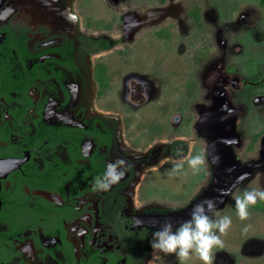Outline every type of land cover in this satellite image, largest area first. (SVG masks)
Wrapping results in <instances>:
<instances>
[{"label":"flooded vegetation","instance_id":"flooded-vegetation-1","mask_svg":"<svg viewBox=\"0 0 264 264\" xmlns=\"http://www.w3.org/2000/svg\"><path fill=\"white\" fill-rule=\"evenodd\" d=\"M171 1L144 14L118 12L105 31L82 12V0H0V264H178L163 253L153 261L150 241L164 221L175 230L197 204L212 199L205 198L214 184L211 127L202 120L216 93L237 111L235 161L252 167L216 209L238 190H253L247 185L264 172V126L253 132L242 119L264 106L263 94L247 97V83H254L223 63L205 67L201 81L198 62L206 55L198 51L194 70L178 68L182 81L188 72L194 81L187 91L181 87L171 111L167 93L176 85L168 84L165 64L157 59L143 69L148 60L138 41L146 35L168 43L166 20L183 12ZM197 13L190 12L192 22ZM176 28L179 36L188 30L180 21ZM111 54L121 56L115 66ZM115 84L117 110L104 105ZM152 104H160L154 113L160 118L136 136L133 112ZM248 132L254 134L240 157ZM189 148L205 165L194 173L185 161L170 177L177 153L187 155ZM165 157L172 159L160 166ZM118 160L126 169L119 182L93 191L95 178ZM226 244L213 249L212 264L264 258V239L243 242L237 254ZM185 264L203 262L191 257Z\"/></svg>","mask_w":264,"mask_h":264},{"label":"rangeland","instance_id":"rangeland-1","mask_svg":"<svg viewBox=\"0 0 264 264\" xmlns=\"http://www.w3.org/2000/svg\"><path fill=\"white\" fill-rule=\"evenodd\" d=\"M262 0H173L170 3L177 4L182 7L183 12L180 19L168 18L171 37L168 43L157 41L155 39H147L146 35L141 41H138L137 48L144 50L142 59L147 58L144 62L143 69L153 67L160 59L159 63L165 64L168 70V84L176 85L174 89L168 91L167 104L169 110H174L177 98L182 95L183 87L186 91L192 87L194 78L191 74L185 73L182 81L179 76L178 68L180 65L186 66L188 70H194L197 65L198 51H202L206 56L205 61H199V75L201 81L206 74L205 67L209 65L220 64L228 66L233 70L240 79L254 83H247L250 93L247 97L254 95H264V3ZM161 2L167 0H82L81 9L84 14L93 19L96 26H100V30H110L111 24L115 21L118 12H131L135 9L144 14L145 8H152ZM169 2V1H168ZM198 10V20L192 22L190 12L193 9ZM183 22L187 26V33L179 36L176 28L177 22ZM160 27V26H159ZM154 30V29H153ZM148 31V30H145ZM150 35V33H149ZM138 53V52H136ZM195 53V55H194ZM121 57V56H120ZM119 56L110 55V63L115 66L119 61ZM206 58V59H205ZM137 58L135 59V61ZM146 64V65H145ZM183 69V66L181 67ZM185 69V70H186ZM187 70V71H188ZM119 85V84H118ZM117 85V86H118ZM191 85V86H190ZM113 85L110 91V97L104 105L108 107L122 108L119 100L115 99V93L118 94L119 88ZM203 82H201L202 94L205 91ZM166 101V100H165ZM119 102V103H118ZM160 104H152L143 107L141 110L133 112V119L137 124L133 127L135 135L145 132L148 127L153 126L156 121L155 111L159 110ZM247 116L242 119L244 124H249V128L253 127L261 129L264 126V106L258 109H249ZM255 115V116H254ZM257 115V116H256ZM159 117V116H158ZM260 118V122H256V118ZM160 118V117H159ZM255 118V119H254ZM254 119V120H253ZM253 125V126H252ZM245 128V126H244ZM264 132V131H263ZM254 133L248 132L241 150L238 152L240 157L246 156L243 153L249 136ZM247 153V152H246ZM254 155V154H253ZM255 156V155H254ZM248 157H253L248 155ZM247 188L253 190H264V172L254 174V178L249 182ZM243 193L237 191L229 203L223 208L219 214L227 215L232 219V225L228 232L221 237L226 241L233 253L243 242L264 239V202H259L249 207L250 219L241 221L237 215L235 207V197H242ZM251 225L247 232L244 231L247 225ZM239 249V248H238ZM264 252V249H263ZM264 255V253H263ZM196 260H200L198 256ZM244 264H264V258L256 260L243 261Z\"/></svg>","mask_w":264,"mask_h":264},{"label":"clouds","instance_id":"clouds-1","mask_svg":"<svg viewBox=\"0 0 264 264\" xmlns=\"http://www.w3.org/2000/svg\"><path fill=\"white\" fill-rule=\"evenodd\" d=\"M169 159L172 158L165 157L160 162V166ZM185 161L194 173L199 172L201 166L206 163L204 156L193 155L189 148L187 155L177 153L173 167L167 170V174L170 177L178 174L183 169ZM124 164L125 162L119 160L110 163L103 176L95 178L93 191H108L118 183L126 170ZM258 201L264 202V190H245L242 197H235L236 212L241 221L250 219L249 207ZM141 224V221H137V226ZM231 225V217L221 216L216 209L215 201L197 204L193 208L191 218L183 221L175 230L172 222L166 220L152 233L150 247L153 250V261L158 260L159 254L163 253L166 256L175 255L178 264H185L193 255L198 256L203 264H212L213 249L223 247L221 237L228 232ZM250 227V224L247 225L244 231L247 232Z\"/></svg>","mask_w":264,"mask_h":264},{"label":"water","instance_id":"water-1","mask_svg":"<svg viewBox=\"0 0 264 264\" xmlns=\"http://www.w3.org/2000/svg\"><path fill=\"white\" fill-rule=\"evenodd\" d=\"M222 97L216 93L215 106L209 110L204 120H202V123L206 120L207 125L211 127V134L208 135L211 146L209 153L210 160L214 165V184L205 198L212 197L210 201H215L216 207L224 204L229 193L249 177L252 172L251 166L246 169L240 168L235 161L231 144L235 142L234 126L237 111L233 110L231 106H227V101L223 100Z\"/></svg>","mask_w":264,"mask_h":264},{"label":"trees","instance_id":"trees-1","mask_svg":"<svg viewBox=\"0 0 264 264\" xmlns=\"http://www.w3.org/2000/svg\"><path fill=\"white\" fill-rule=\"evenodd\" d=\"M261 2H263L264 3V0H262ZM196 14H194V16H195Z\"/></svg>","mask_w":264,"mask_h":264}]
</instances>
